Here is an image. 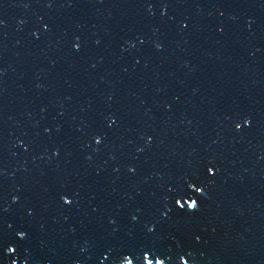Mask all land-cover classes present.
<instances>
[{"label": "water", "instance_id": "obj_1", "mask_svg": "<svg viewBox=\"0 0 264 264\" xmlns=\"http://www.w3.org/2000/svg\"><path fill=\"white\" fill-rule=\"evenodd\" d=\"M0 264H264V0H0Z\"/></svg>", "mask_w": 264, "mask_h": 264}]
</instances>
